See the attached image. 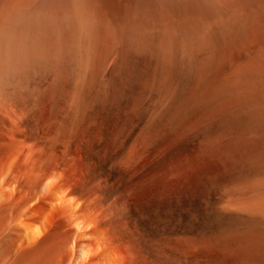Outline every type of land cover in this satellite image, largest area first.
Here are the masks:
<instances>
[{
    "label": "bare ground",
    "instance_id": "bare-ground-1",
    "mask_svg": "<svg viewBox=\"0 0 264 264\" xmlns=\"http://www.w3.org/2000/svg\"><path fill=\"white\" fill-rule=\"evenodd\" d=\"M250 146L264 0H0V264H264Z\"/></svg>",
    "mask_w": 264,
    "mask_h": 264
},
{
    "label": "rangeland",
    "instance_id": "rangeland-1",
    "mask_svg": "<svg viewBox=\"0 0 264 264\" xmlns=\"http://www.w3.org/2000/svg\"><path fill=\"white\" fill-rule=\"evenodd\" d=\"M205 73H206V71L205 72L202 71V72H200V74H196L195 80L197 78H198V80L200 78L203 79L202 75L205 76ZM211 95L207 99V100H210L209 103L207 100H205L206 103L204 101L200 107L196 108L193 111V113L197 114V115L207 114L210 121L214 122L220 116V114L222 112L220 109L222 106H219L218 102L220 101L222 103L224 101L225 96L223 93L216 91L214 93V96H213L215 98V100H217V102H215L214 98ZM218 99H219V101H218ZM211 100H212V102H211ZM212 103H213V105L211 107L210 104H212ZM221 103H220V105H221ZM215 104H216V106L218 104L219 107H216ZM236 119L238 120V121L236 120V122H238L240 125L242 124L241 126H239V124L234 121L235 119H229V120H227L228 122H226V124H224V130H225V133L227 136L226 138L228 141H230L233 136H235L236 134H238L240 132H242L243 134L244 133L253 134L254 129L256 127V124H255L256 121L254 119L248 120V119L244 118V116H238ZM218 131H219L218 127H216V125H212L207 131H205V133H202V132L197 133L196 137L200 139L203 136V137H209L211 139H215L218 136ZM226 161H227V165H228V176H230V177H237V178H241V179H243V178H263L264 179V176H263L264 175V166H262L258 163L257 158H256V151H255V148L253 146H250L247 149L246 148H239V149L234 150L227 157Z\"/></svg>",
    "mask_w": 264,
    "mask_h": 264
}]
</instances>
